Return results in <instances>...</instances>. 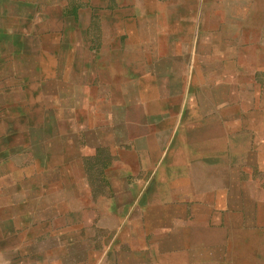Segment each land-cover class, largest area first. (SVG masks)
Instances as JSON below:
<instances>
[{
	"label": "crops",
	"instance_id": "1",
	"mask_svg": "<svg viewBox=\"0 0 264 264\" xmlns=\"http://www.w3.org/2000/svg\"><path fill=\"white\" fill-rule=\"evenodd\" d=\"M0 264H264V0H0Z\"/></svg>",
	"mask_w": 264,
	"mask_h": 264
}]
</instances>
